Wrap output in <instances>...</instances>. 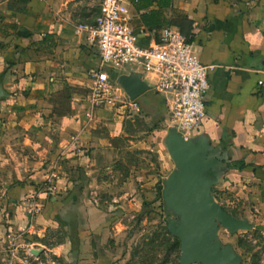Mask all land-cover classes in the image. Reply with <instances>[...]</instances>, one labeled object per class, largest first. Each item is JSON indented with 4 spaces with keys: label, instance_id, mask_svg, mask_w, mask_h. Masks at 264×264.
I'll list each match as a JSON object with an SVG mask.
<instances>
[{
    "label": "crops",
    "instance_id": "1",
    "mask_svg": "<svg viewBox=\"0 0 264 264\" xmlns=\"http://www.w3.org/2000/svg\"><path fill=\"white\" fill-rule=\"evenodd\" d=\"M66 2L0 0V245L8 243V264L46 255L49 229L66 236L67 264H123L118 254L133 226L128 217L156 200L157 171L115 158L113 138L129 116L89 109L88 76L98 50L76 32L80 23ZM150 9L188 37L202 64L215 65L206 117L191 138H207L221 176L234 186L243 177L264 187V0H155L140 11L131 5L135 32ZM138 35L144 44L151 37ZM136 100L145 115L165 114L162 96L152 90ZM237 160L246 166L235 168ZM32 196L30 216L24 201ZM19 249L24 257L16 256Z\"/></svg>",
    "mask_w": 264,
    "mask_h": 264
},
{
    "label": "rangeland",
    "instance_id": "2",
    "mask_svg": "<svg viewBox=\"0 0 264 264\" xmlns=\"http://www.w3.org/2000/svg\"><path fill=\"white\" fill-rule=\"evenodd\" d=\"M101 2L102 0H67L66 6L76 22L89 23L99 14ZM120 74L123 73L115 71L112 75ZM169 129L165 114L160 113L155 119L153 115L142 112L131 113L118 127L122 132L113 138L116 139V159L129 163L135 169H148V172L154 169L159 174L156 200L135 211L134 218L128 217L129 225L133 226L128 228L124 248L118 254V260L123 259V264H178L179 243L166 229L167 220L175 219L176 216L165 206L162 197L164 180L175 169L165 143ZM236 182L234 186L230 177L222 175L211 192L226 211L237 218L248 220L251 228L237 231L220 228L217 239L239 254L238 264H264V187L260 183L253 184L252 180H243V177ZM115 210L117 209H112V212ZM63 234L59 229L47 230L42 239L47 254L37 259L38 261L33 259L25 264H67L62 253L66 237ZM6 245V242L5 245H0V264H8L12 260ZM16 256L24 257V250L19 249ZM13 260L14 264H23L20 259Z\"/></svg>",
    "mask_w": 264,
    "mask_h": 264
},
{
    "label": "built area",
    "instance_id": "3",
    "mask_svg": "<svg viewBox=\"0 0 264 264\" xmlns=\"http://www.w3.org/2000/svg\"><path fill=\"white\" fill-rule=\"evenodd\" d=\"M131 5V0H102L99 14L75 29L86 33L98 50V66L88 76L89 109L110 107L124 116L140 112L137 100H131L116 81L118 75H112L137 71L146 77L150 90L162 96L166 125L183 138H191L206 117L208 72L215 65L202 64L188 37L171 25L135 32L130 25ZM138 34H149V42L141 43ZM45 191H51V186ZM24 203L26 213L34 215L33 196Z\"/></svg>",
    "mask_w": 264,
    "mask_h": 264
},
{
    "label": "water",
    "instance_id": "4",
    "mask_svg": "<svg viewBox=\"0 0 264 264\" xmlns=\"http://www.w3.org/2000/svg\"><path fill=\"white\" fill-rule=\"evenodd\" d=\"M116 81L131 100L150 90L137 72L120 74ZM165 143L175 169L164 180L162 197L176 216L167 220L166 229L179 241L178 264H238L239 254L222 245L217 232L246 230L251 223L230 214L213 197L212 187L222 174L220 157L202 135L185 139L170 128Z\"/></svg>",
    "mask_w": 264,
    "mask_h": 264
},
{
    "label": "trees",
    "instance_id": "5",
    "mask_svg": "<svg viewBox=\"0 0 264 264\" xmlns=\"http://www.w3.org/2000/svg\"><path fill=\"white\" fill-rule=\"evenodd\" d=\"M131 1L135 10L140 11L151 6L155 0H131ZM140 22L143 25V27L148 30L159 29L161 28V26L163 27V25L165 26L168 23L167 20L163 17L162 12H160V10L158 9H150L147 12H143L140 15ZM245 166L246 164L243 160H237L236 162H234L235 168L242 169ZM102 227H105V224H102L99 228ZM176 242L179 243L177 238H176Z\"/></svg>",
    "mask_w": 264,
    "mask_h": 264
}]
</instances>
